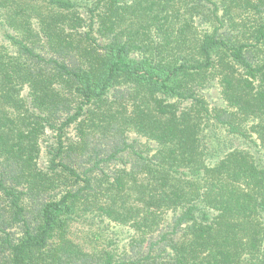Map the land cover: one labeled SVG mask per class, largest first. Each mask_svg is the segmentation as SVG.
<instances>
[{
  "label": "trees",
  "instance_id": "obj_1",
  "mask_svg": "<svg viewBox=\"0 0 264 264\" xmlns=\"http://www.w3.org/2000/svg\"><path fill=\"white\" fill-rule=\"evenodd\" d=\"M89 1L0 0V264H264V0Z\"/></svg>",
  "mask_w": 264,
  "mask_h": 264
},
{
  "label": "rangeland",
  "instance_id": "obj_2",
  "mask_svg": "<svg viewBox=\"0 0 264 264\" xmlns=\"http://www.w3.org/2000/svg\"><path fill=\"white\" fill-rule=\"evenodd\" d=\"M73 2H77L79 4H90L89 0H70ZM89 6V5H88ZM0 40L5 41L2 35V31L0 30ZM208 101L210 106H214L216 108L223 107L222 100L219 95V90L216 87H212L208 90L207 93ZM218 138L224 137L221 142L222 146L216 154L221 156L224 151L229 150L231 147H242V143L237 139H229L225 136V132L217 131ZM215 139H213L214 141ZM46 142V141H45ZM217 145H212L215 148ZM46 156L42 155L40 163L43 164L46 161ZM90 224V225H89ZM86 223V224H77L73 226L74 237L76 240L89 244L92 246H97L98 248H103V246L107 249L111 246V248H115V246L122 247L127 242L128 237L131 235L130 229L127 227L116 226L113 223H101L98 218L94 219V223Z\"/></svg>",
  "mask_w": 264,
  "mask_h": 264
}]
</instances>
